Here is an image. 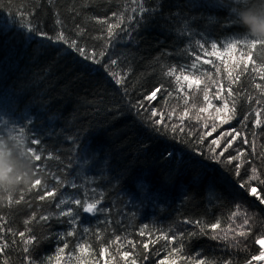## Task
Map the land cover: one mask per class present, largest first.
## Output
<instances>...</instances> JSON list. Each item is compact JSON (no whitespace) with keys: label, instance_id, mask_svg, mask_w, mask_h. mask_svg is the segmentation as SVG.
I'll list each match as a JSON object with an SVG mask.
<instances>
[{"label":"trees","instance_id":"trees-1","mask_svg":"<svg viewBox=\"0 0 264 264\" xmlns=\"http://www.w3.org/2000/svg\"><path fill=\"white\" fill-rule=\"evenodd\" d=\"M140 2L154 11L133 13L132 0H0V117L9 122V128L23 127L29 140H40L39 145H29L42 155V160L34 162L33 168L46 165L44 171L38 172L39 178L51 186L55 183L51 174L60 175L65 180L61 189L65 196L89 202L100 198L102 193L98 208L104 209L88 214L75 205L62 206L65 210L71 206L79 212L76 223L70 225L66 220L71 218L58 215L60 209L56 208L55 200L39 201L40 192L35 189L29 192L30 185L21 186L13 193L11 204L6 195L0 196V246L8 244L0 252V264L5 260L8 264H99L102 258L107 264H127L120 255L124 251L131 253L130 259L135 258L137 264H161V261L172 264L173 260L176 264H186L188 257L211 264L226 261L245 264L246 259L258 254L259 245L254 243V236L264 233V205L239 187L242 178L246 180L251 174L252 165L243 163L237 176L234 165L241 161H234L233 165L217 163L209 158L211 153L207 147L212 139L220 138L219 152L231 138L225 133L234 128L242 131L249 143L244 144L242 138L237 137L224 156L236 155V149H240L246 154L242 160H251L264 175V123L257 127L252 111L260 105L254 100L249 104L247 100L251 95L264 103V97L253 86L254 82L264 84V81L251 73V62L249 72L241 76L238 84L232 85L244 93L237 105L236 118L222 123L221 119H226L227 115L221 113V119L207 121V128L203 127L204 121L191 119L199 107L204 106L205 84L210 97L218 90V84H223L226 90L228 70L235 68L238 60L248 59L246 55L241 56L242 51L247 52L242 46L230 52L221 47L244 36L245 30L230 22L234 15L232 8L238 7L236 0ZM113 13H123L125 17L135 15L140 20L138 24L128 21L121 25L133 29L131 40L126 32L120 33L117 29L118 35L108 47L113 58H120L114 69L121 76L127 72L123 87L115 84L101 65L83 60L62 43L49 42L29 31L35 26L54 35L62 27L66 35L76 39L79 25L84 30L81 43L101 51L108 39L107 24L98 20L116 23ZM57 17L63 22L62 26L56 25ZM196 41H207L205 46L209 51L210 43L217 42L223 55L220 58L205 56ZM193 53L201 56L195 71L203 75L199 88L189 90L186 82H177L165 72L175 67L178 75L181 66H185L187 73V66L195 58ZM107 59L105 56L102 63ZM205 59L212 63L204 64ZM252 59L257 64L264 63V47L257 46ZM213 80L217 84H213ZM160 84L173 91V95L165 104L164 96L157 93L158 100L152 102V106L166 112L175 108L170 124H178L177 117L187 107L189 118L184 121L185 133L153 131L144 119L148 114L141 109L138 115L130 107V102L143 99ZM180 86L183 92L176 91ZM125 88L128 95L124 94ZM185 93L187 105L183 103ZM221 103L213 99L216 106ZM193 104L196 107H192ZM209 111L215 115V109ZM201 115L207 118V114ZM245 115L248 116L247 127L241 123ZM213 123L215 132H212ZM189 130L194 133L192 136L187 135ZM6 131H0V135ZM209 132L211 135H206ZM200 135H204L203 144L195 143ZM49 154L53 159H47ZM71 183L77 188L69 187ZM252 183L255 186L257 182ZM22 192L25 200L16 204L14 201ZM236 204L254 216L253 234L244 241L247 251L230 247L226 241L211 239L212 233L207 227L205 234H199V227L194 223L201 221L202 225H207L219 220L221 227L227 228L231 223L228 217ZM34 213L37 219L26 225L24 221L30 220ZM40 215L50 219L40 221ZM185 220L193 223H184ZM236 222L242 221L237 218ZM71 230H75L76 235L66 237ZM141 231L145 234L140 235ZM19 232L37 238L28 245V253L23 251L25 245ZM192 232L198 234L185 235L182 252L169 255L179 244L164 237ZM117 236L120 240L113 244ZM61 237H65L69 247L57 262L58 250L64 244ZM129 240L134 248L127 243ZM144 244L148 247L144 248ZM77 245L88 246V251L80 252ZM103 247L108 248V252L101 254Z\"/></svg>","mask_w":264,"mask_h":264},{"label":"snow or ice","instance_id":"snow-or-ice-1","mask_svg":"<svg viewBox=\"0 0 264 264\" xmlns=\"http://www.w3.org/2000/svg\"><path fill=\"white\" fill-rule=\"evenodd\" d=\"M132 3L135 5V7L131 8V11L133 13H145L149 11H154V9L146 8L145 4L140 2V0H132ZM236 3L239 6H241L243 3H245V0H236ZM238 7L232 8L233 16L230 17V22L235 24L237 27H241L237 17L236 12L238 10ZM114 17H117L116 23H108L107 20H98V23L101 24H107V41L104 45V49L101 51H96L94 48H88L84 44L81 43L80 38L84 36V30L77 25V31H76V39L70 38L68 35H66L65 31L61 28H58V30L55 32L54 35H50L48 32L41 31L38 27H31L29 28V31L37 36H40L43 39L48 40L52 43H62L63 45L67 46V49H71L72 51L76 52L79 57L83 58L85 61H90L93 64H99L101 67L105 70L107 74H109L112 79L114 80L115 84L121 85L123 87V84L127 77V72L124 73L123 76H121L119 71H116L113 66H116L118 63L117 58H113L111 54L108 52V47L112 43V41L115 39V37L118 35L116 30L118 29L120 33H127V38L129 40L132 39L131 33L133 31L132 28H122L121 25L125 24L128 21H135L137 24L140 22L139 19L135 15L125 17L123 13L117 14L113 13ZM141 19H143V16H141ZM56 25L62 26L63 22L57 17L55 21ZM93 39H101V37H93ZM121 39H124V37H121ZM207 41L204 43H201L200 41H196V44L198 45L199 49L205 56H216L217 58H220L223 53H221L218 49V43L217 42H211L210 43V49L205 46ZM242 46V48L247 49V52H241V56L246 55L248 57L247 60H238L235 64V68L232 70H228L227 72V80H228V87L225 90V87L223 84H218V90L214 93L213 97L209 96L208 91V85L205 84V87L203 89V100H204V106L199 107L196 115L194 117H191V119L196 120L197 122L204 121L203 127H208V120L215 121L216 119H221L220 114L225 113L227 115L226 119H221L222 123H228L231 119H234L237 117L238 109L237 105L239 103L240 98L244 96V93L241 91H238L232 87L234 84H238L241 80V76L245 73L249 72V62L253 65L251 68V73H254L256 76H259V79L261 81H264V63L257 64L255 60L252 59L253 52L257 49V46L264 47V42L261 41H254L249 40L247 36H243L242 39H232L228 43L221 45V47L224 48L225 52H230L231 50H235L237 46ZM194 60L188 67L187 73L185 72V66H181V71L177 75L176 74V68L175 67H169L167 71L165 72V75L167 77H175V80L177 82H180L183 80L187 84V88L189 90L193 89V87L199 88L201 83V76L203 73H200L199 75L196 74V71L199 62L201 61V56L198 54L193 53ZM107 56L108 59L106 62L102 63L103 58ZM204 64H211V60L205 59L203 61ZM241 64H243V68H241ZM236 69H240L239 72H236ZM130 71V69H129ZM217 74H219L220 69L219 67L216 68ZM235 73V74H234ZM209 79H211V73L208 74ZM213 84H217V81L213 80ZM254 88L260 93L261 97H264V84L261 83H255L253 84ZM163 89V92H162ZM177 92H183L184 88L183 86H180L178 89H176ZM167 93V95H164V93ZM157 93H160L164 96V103H168V98L173 95V91L168 90L165 88L164 84H160L159 87H156L150 94L143 97V99L137 100L135 103L130 102V107L135 109L137 111V114H140V110L142 109L145 113L148 115L144 117L146 121H148L149 127L152 128L153 131H156L158 133L164 132V131H170L172 133H185L186 129L184 127V121L186 118H189V109L187 107L184 108V110L179 114L177 119L179 120L178 124H170L169 121L172 120L173 114L176 112V109L173 108L171 112H166L163 109L157 110L154 106H152V102L158 100ZM124 94L128 95L127 89H124ZM213 99L217 101H221L220 106H216L213 104ZM148 101L149 103L146 105L144 101ZM247 100L249 104H251L254 100L255 104L260 105V107H257L255 109H252L255 113V120L254 123L257 127L261 126L264 121H262V115H264V103H262V100L259 98H254L251 95L247 96ZM184 105L188 104L187 99V93H185V98L183 100ZM192 107H196L195 104L192 105ZM215 109V115L211 113L209 110ZM201 114H207V118L202 116ZM159 116V119H156V117ZM165 116H167V120L165 119ZM248 120V116H243V120L241 121L243 127H247V124L245 123ZM0 123L3 124V128L0 129V131H3L4 129H7V131L4 133V135H0V142H3L6 146L18 149L20 150L21 154L27 158H29L32 161V165L34 162L41 161L42 155L40 154L39 150L37 148L31 147L29 145H39L41 142L38 139H31L26 135L25 129L23 127H8V121H4L2 117H0ZM216 125L213 123L212 125V132H215ZM194 133L192 131H187L188 136H192ZM206 135H211V132L207 133ZM225 136L231 137L230 139L226 140V146L221 149L219 152H217V148H220V138L212 139L211 144L207 145L209 153L211 155L209 156L210 159L215 160L217 163L220 164H227V165H233L234 161H241V163H237L234 165L235 168V174L237 176H240V169L243 163L251 164L250 168V175H248L246 180H243L239 183V187L241 189L246 190L247 194L251 195L255 198L256 201L259 202V204L264 205V175L261 173V169L258 168L255 164H252L251 160L243 159L246 154L244 151L240 149H236V155H230L225 157L224 154L228 152L229 148L233 147V141L237 139V137L242 138V142L244 144H248L249 140L247 138H244V134L242 131H238L235 128L232 129L230 132L225 133ZM195 143L197 144H203L204 143V135H200ZM211 145H215L216 147L213 148ZM253 153H255V146L253 143ZM169 156L173 155L172 153L168 154ZM223 157V159H221ZM47 159H53V156L49 154L47 156ZM56 159H59L57 156ZM43 167L37 166L35 169L33 168V175L34 177H37L33 179L32 183L30 184V187H28V191L31 192L32 190H38L40 194L37 196V199L39 201H45L49 199L55 200V206L56 208L60 209L58 215L60 217L65 218H71L70 220H66L67 223L70 225H74L77 221V217L79 216V212L76 211L73 207L68 206L65 210L62 206L67 205H75L76 208L82 209L84 213L88 214H96L98 211H103V208H98V205H101L102 203V197L103 194L100 193V198L95 199L94 201L89 202V200H82L80 198H75L72 195L65 196V192L61 191V189L64 186L65 180L60 175L57 174H51L52 179L55 181L54 184L49 186L45 181H43L41 178L38 177V172L44 171ZM247 171V170H246ZM45 175H49V173H45ZM253 181L257 182L255 186H253ZM72 189H76L77 185L75 183H71L68 185ZM66 191V190H65ZM9 204L13 203L12 195H8L6 197ZM25 200V196L23 192L19 196V199H16L14 202L16 204H20L22 201ZM237 218H240L242 222L237 223ZM37 219V216L35 213L32 215L30 220H25L24 223L26 225L30 224L31 222L35 221ZM50 219L47 215H40L39 220L40 221H48ZM228 219L231 221V223L227 226V228L221 227V222L217 220L215 223L202 225L201 221H195L194 223L197 224L199 227V234H205V228L211 230V239H219L222 241L228 242V245L233 248H240L242 251H247V244L244 243V241H247L249 236L253 234V224H254V216L250 215L246 209L242 208L239 204L234 205L233 210L231 211ZM184 223H193V221L185 220ZM235 225V227H233ZM219 230V231H218ZM9 231H11L9 229ZM28 231L30 232L31 229L29 228ZM87 231V230H85ZM231 233V235H230ZM144 231L140 232V235H144ZM198 233L192 232V233H180L178 235H173L171 237L165 236V239H168L171 243H178L179 247L173 248L172 252L169 253V255H172V253H176L179 255L183 250V239L185 238V235L187 236H194ZM18 235L23 240V243L25 245L23 251L25 253L29 252L28 245L33 244L37 241V238L33 236H25V232H19ZM76 235L75 230L68 231L65 236L66 237H74ZM60 239L64 240L63 247H61L58 250L56 260L59 262L60 260V254L65 251L66 248L69 247V242L65 239V237H61ZM97 239L99 240L100 237L97 235ZM120 240V237L117 236L116 240L112 241L113 244H115L117 241ZM128 244L132 245L134 248L135 245L131 240L127 241ZM254 243L256 245H259V252L256 255H252L250 259H246L245 264H254V262H264V233H257L254 236ZM8 247V244L5 243L2 246H0V252H3ZM80 252H86L88 251V246L86 245H77ZM120 247H123L121 245ZM148 245L144 244V248H147ZM108 248L103 247L101 248V254L107 253ZM121 259L125 260L127 264H137V260L135 258L130 259V256L132 255L128 251L121 252ZM181 260H184L183 256H180ZM4 264H8V261L5 260ZM161 264H165V261H161ZM172 264H176V261L173 260ZM186 264H211L210 261H206L204 259H196L195 257H188ZM225 264H231V261H226Z\"/></svg>","mask_w":264,"mask_h":264},{"label":"clouds","instance_id":"clouds-1","mask_svg":"<svg viewBox=\"0 0 264 264\" xmlns=\"http://www.w3.org/2000/svg\"><path fill=\"white\" fill-rule=\"evenodd\" d=\"M236 17L249 40L264 42V0H247L238 7ZM33 179L32 161L0 142V196L28 187Z\"/></svg>","mask_w":264,"mask_h":264},{"label":"rangeland","instance_id":"rangeland-1","mask_svg":"<svg viewBox=\"0 0 264 264\" xmlns=\"http://www.w3.org/2000/svg\"><path fill=\"white\" fill-rule=\"evenodd\" d=\"M263 262H257L256 264H261ZM99 264H107V261L105 260V258H102V261Z\"/></svg>","mask_w":264,"mask_h":264},{"label":"water","instance_id":"water-1","mask_svg":"<svg viewBox=\"0 0 264 264\" xmlns=\"http://www.w3.org/2000/svg\"><path fill=\"white\" fill-rule=\"evenodd\" d=\"M261 264H264V262H263V263H261Z\"/></svg>","mask_w":264,"mask_h":264}]
</instances>
